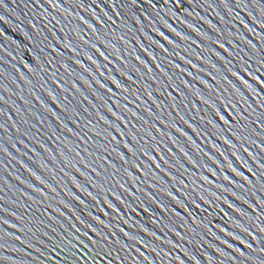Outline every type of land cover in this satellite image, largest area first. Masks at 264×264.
Instances as JSON below:
<instances>
[{"label":"water","instance_id":"obj_1","mask_svg":"<svg viewBox=\"0 0 264 264\" xmlns=\"http://www.w3.org/2000/svg\"><path fill=\"white\" fill-rule=\"evenodd\" d=\"M82 2L0 4V264H264V0Z\"/></svg>","mask_w":264,"mask_h":264},{"label":"snow or ice","instance_id":"obj_2","mask_svg":"<svg viewBox=\"0 0 264 264\" xmlns=\"http://www.w3.org/2000/svg\"><path fill=\"white\" fill-rule=\"evenodd\" d=\"M49 2L51 3V0H49ZM80 2H81V4L83 5L82 0H80ZM115 2H116V0H114V5H113L114 7H115ZM136 2H137V0H132V3H133V4H135ZM3 3H4V0H0V4H3ZM149 3H152V0H149ZM179 3H180V0H176V4H179ZM226 3H227V0H225V4H226ZM0 19H2V17H0ZM80 19L83 20V17H80ZM258 23H259V22H258ZM168 27H171V26L168 25ZM174 30H175V29H173V31H174ZM160 36L163 37L165 40H168V37H166V36L164 35L163 32H160ZM121 39H123V37H122ZM171 43H172V41H171ZM217 43H219V41H217ZM249 43H250V42H249ZM220 47L223 48V44H221ZM160 48L163 49L165 52H167V49H165L164 46H163L162 44L160 45ZM145 51H147V49H145ZM89 59H91V57H89ZM136 59L139 60L140 57L137 56ZM187 63L191 64V61L189 60ZM157 67H159V65H157ZM175 67H176V68H179L180 66H179V65H175ZM192 67L195 68L196 65H192ZM86 70H87V69H86ZM149 71H151V69H149ZM163 71H164V70L161 69V72H163ZM237 75H239V74L237 73ZM240 79L243 80V83H244L245 85L249 84L248 81H246V80L243 79V77H240ZM256 79L259 81V84H260L261 86H264V80H261L259 76H257ZM113 80L115 81L114 78H113ZM97 83H99V81H97ZM115 83H116L117 85L120 84L118 81H115ZM185 83H187V82H185ZM205 83H206V82H205ZM249 86L251 87V85H249ZM124 90L127 91L126 88H125ZM108 91H111V89H109ZM260 94H261V93L258 92V95H260ZM0 99H2V97H0ZM125 99H126V97H125ZM227 106L232 107L233 110H235V105L232 104L231 100H229ZM125 108H127L126 105H125ZM221 118H222V117H221ZM120 119H123V117H120ZM110 123H111V122H110ZM209 123H211V121H209ZM258 123H260V121H258ZM179 131H180V130H179ZM120 134L123 135V133H120ZM185 135H187V134L185 133ZM113 139H115V138L113 137ZM189 139H190V138H189ZM225 139L227 140V138H225ZM245 139H247V137H245ZM227 143L231 144V141H230V140H227ZM154 147H155V146H154ZM244 150H245L246 152L248 151L247 149H244ZM121 155H122V154H121ZM144 155L147 156L148 153L145 152ZM185 155H187V153H185ZM152 159L155 160V157H152ZM156 167H158V165H156ZM261 167L264 168V165H261ZM233 170L235 171V169H233ZM249 172H251V170H250ZM241 175H243V173H241ZM253 175H256V174L253 173ZM227 179H229V178L227 177ZM244 179L247 180L248 177L245 176ZM169 194L171 195V193H169ZM76 199H79V198L77 197ZM81 203H83V201H81ZM117 211H118V209H117ZM97 219H98V217H97ZM88 227L91 228V225H89ZM76 231L78 232L79 230L77 229ZM94 231H95V230H93V232H94ZM85 236H87V232L85 233ZM76 239H77L79 245H83V248H87V246L84 245L83 241H80V240H79V236H78V235L76 236ZM101 239H105V238H101ZM101 239H97L96 241H92L91 238L89 237V242L92 243L93 245H95V244H97V243H100ZM105 241H106V240H105ZM225 243H227V241H225ZM73 247H75V246H73ZM247 247H248V248H251L252 245H251V244H248ZM79 250H80V249H79ZM137 251H138V250H137ZM261 251H264V248H262ZM97 254H99V253H97ZM84 255H85V253H84ZM106 255H110V253H107ZM85 256H86V255H85Z\"/></svg>","mask_w":264,"mask_h":264}]
</instances>
